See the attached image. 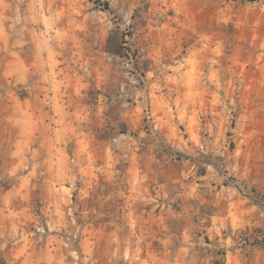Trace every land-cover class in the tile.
I'll list each match as a JSON object with an SVG mask.
<instances>
[{"label":"rangeland","instance_id":"374dc122","mask_svg":"<svg viewBox=\"0 0 264 264\" xmlns=\"http://www.w3.org/2000/svg\"><path fill=\"white\" fill-rule=\"evenodd\" d=\"M247 237L264 0H0V264H264Z\"/></svg>","mask_w":264,"mask_h":264},{"label":"trees","instance_id":"16d2710c","mask_svg":"<svg viewBox=\"0 0 264 264\" xmlns=\"http://www.w3.org/2000/svg\"><path fill=\"white\" fill-rule=\"evenodd\" d=\"M99 3H101L100 1H98ZM105 7H109V2H103ZM260 232V231H259ZM248 239L246 240L247 243L252 246V247H264V240H260L259 238H255V239H250L249 237H247Z\"/></svg>","mask_w":264,"mask_h":264}]
</instances>
